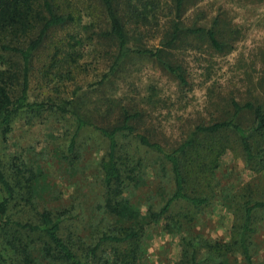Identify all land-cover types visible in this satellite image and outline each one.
Returning <instances> with one entry per match:
<instances>
[{
    "label": "rangeland",
    "instance_id": "obj_1",
    "mask_svg": "<svg viewBox=\"0 0 264 264\" xmlns=\"http://www.w3.org/2000/svg\"><path fill=\"white\" fill-rule=\"evenodd\" d=\"M58 1L61 13L73 19L52 30L35 53L30 100H70L73 110L103 126L120 124L127 112L135 116L131 123L139 133L169 150L193 136L199 124L229 118L233 99L264 107V0H185L179 11L176 0H119L128 44L160 50L161 59L135 51L120 57L119 41L108 34L109 20L101 0ZM176 21L180 36L168 46ZM199 27L213 29L223 49L212 46L205 32L190 31ZM163 62L179 67L186 81ZM237 119L249 128L254 115L244 110ZM12 126L7 139L0 141L7 172L12 173L13 164L24 163L42 170L49 182L47 195L38 199L36 209L21 202L12 207L13 218L34 220L36 212L45 208L67 210L63 232L73 231L75 237L90 241L98 226L110 222L102 208L100 170L107 141L94 129L84 128L76 139L78 156L74 157L68 149L77 129L75 119L53 110H21ZM225 134L232 149L216 169L211 203L200 209L174 204L173 218L149 230L142 264L177 262L183 235L228 240L239 197L251 187L256 198L264 199V135L257 136L256 158L248 161L237 135ZM121 141L122 153L141 160L139 177L126 194L144 209L158 210L174 191L167 161L147 146H138L132 136ZM187 212L194 219L182 216ZM257 219L254 259L264 264V210ZM228 262L245 264L235 256Z\"/></svg>",
    "mask_w": 264,
    "mask_h": 264
},
{
    "label": "trees",
    "instance_id": "obj_2",
    "mask_svg": "<svg viewBox=\"0 0 264 264\" xmlns=\"http://www.w3.org/2000/svg\"><path fill=\"white\" fill-rule=\"evenodd\" d=\"M101 1L109 20L108 34L119 41L120 57L135 51L161 59L160 50L132 48L128 44L126 24L119 14L122 9L119 0ZM184 1L176 0L178 11ZM59 5L58 0H0V141H5L12 132L14 118L21 110L71 114L77 129L68 152L74 157L78 156L76 139L79 132L84 128L94 129L108 144L100 170L104 189L102 208L110 222L98 226L90 241L84 242L81 236L75 237L73 231L63 232L67 210L54 212L45 208L36 212L34 220L13 218L12 207L21 202L36 209L38 199L47 195L49 182L42 170L24 163L13 164L12 173H8L0 157V264H142L149 230L163 223L162 220L173 218L170 215L174 204L200 209L211 203L216 169L222 157L232 149L225 133L237 135V142L248 161L256 158V138L264 135V107L253 102L241 104L233 99L234 110L229 118L199 124L193 136L178 148L169 150L139 133L131 123L135 116L127 112L120 124L103 126L73 110L70 100L59 103L32 101L29 84L35 53L52 30L73 19L71 14L61 13ZM179 27L176 21L166 45L173 46L177 42ZM190 31L205 32L212 46L223 49L213 29L199 27ZM58 55L59 51H56L55 56ZM163 63L181 81H186L179 67ZM244 110L252 111L254 115L249 128H244L237 119ZM129 136L137 139L138 146H147L162 155L169 165L174 191L158 210L144 209L126 194L130 183L139 177L141 167L140 158L121 152L124 146L121 139ZM247 193L238 199L228 240L183 235L182 256L174 264H230L228 260L233 256L236 259L242 257L245 264H258L254 259L258 247L255 236L264 199L256 198L251 187ZM182 216L189 221L194 219L190 212ZM165 227L170 225L165 223Z\"/></svg>",
    "mask_w": 264,
    "mask_h": 264
}]
</instances>
